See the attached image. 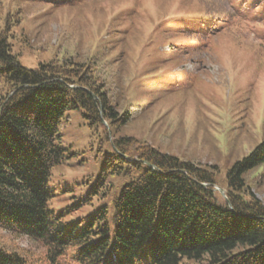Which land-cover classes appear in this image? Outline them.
Here are the masks:
<instances>
[{
    "label": "trees",
    "instance_id": "trees-1",
    "mask_svg": "<svg viewBox=\"0 0 264 264\" xmlns=\"http://www.w3.org/2000/svg\"><path fill=\"white\" fill-rule=\"evenodd\" d=\"M223 1L224 10L208 15L209 38L235 27L253 33L249 17L264 26V0ZM21 21L20 8L7 10L0 0V264H264V202L246 177L264 167V140L228 169L220 199L216 164L117 137L92 190L109 191L111 175L130 177L115 200V237L106 206L81 227L51 214L49 180L65 158L58 139L68 108L84 109L94 126L118 129L139 106L118 108L97 57L23 66L13 42Z\"/></svg>",
    "mask_w": 264,
    "mask_h": 264
},
{
    "label": "rangeland",
    "instance_id": "rangeland-1",
    "mask_svg": "<svg viewBox=\"0 0 264 264\" xmlns=\"http://www.w3.org/2000/svg\"><path fill=\"white\" fill-rule=\"evenodd\" d=\"M4 2L7 10L20 8L13 42L23 66L97 57L118 108L139 106L118 129L94 126L84 109L68 108L58 139L65 158L52 170L48 200L51 214L64 221L80 220L81 227L106 206L115 237V200L130 177L111 175L109 191L92 190L117 137L135 136L162 152L216 164L215 187L225 192L228 169L264 140V26L248 16L253 33L235 27L209 38L208 15L224 10L223 0ZM246 177L264 202V167ZM18 242L26 247L30 240Z\"/></svg>",
    "mask_w": 264,
    "mask_h": 264
},
{
    "label": "water",
    "instance_id": "water-1",
    "mask_svg": "<svg viewBox=\"0 0 264 264\" xmlns=\"http://www.w3.org/2000/svg\"><path fill=\"white\" fill-rule=\"evenodd\" d=\"M93 94V96L96 98L97 97V95L96 94H94V93H92ZM150 166H152V167H154V165L153 164H151V163H148ZM204 186H208L209 184L208 183H202ZM215 188H217V189H219L220 190V192L222 193V195L224 196V197H226V192H225V190L223 189V188H220V187H215ZM228 200V199H227ZM228 202H229V200H228ZM230 206H231V203H230Z\"/></svg>",
    "mask_w": 264,
    "mask_h": 264
}]
</instances>
